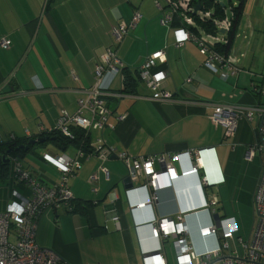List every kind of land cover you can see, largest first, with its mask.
Masks as SVG:
<instances>
[{"label": "crops", "instance_id": "1", "mask_svg": "<svg viewBox=\"0 0 264 264\" xmlns=\"http://www.w3.org/2000/svg\"><path fill=\"white\" fill-rule=\"evenodd\" d=\"M153 1L158 10V0H0V37L9 39L11 45L7 49L0 47L3 143L11 136L19 139L52 128L61 109L74 112L77 99L93 85L95 66L107 48L116 52L120 69H135L147 54L166 47V62L157 63L153 72L167 71L165 89L172 92V99H152V91L142 83L135 93L120 94L118 73L105 100L114 115L126 117L117 121L112 115L110 122L115 128L91 131L90 143L96 144L101 138L105 145L133 156L204 149V167L200 173L170 183L165 176H157L154 189L157 201L139 208L135 205L147 201L152 189L141 187L143 179L138 178L133 189L127 190L126 168L115 154L103 162L108 176L98 170L97 158L83 160L77 174L69 180L76 210L70 213L65 206L46 209L36 231L37 244L51 249L67 264H142V251L158 244L149 223L158 216L178 213L184 214L195 252L215 249L217 235L199 234L200 227L214 223L210 210L203 206L205 197L217 196L214 206L219 207L244 167H248L247 171L251 167V197L256 185L260 154L257 150L252 156L249 154L258 141L256 122L240 119L234 136L224 139L223 128L215 125L210 115L216 103L264 104L263 94L254 89L264 75V0H242V14L230 50L239 58L242 71L226 80L202 66V56L194 41H187L179 48L174 44L171 29L160 21L161 26L154 28ZM91 5L97 8L90 9ZM134 10L141 15L138 23L116 43L110 34L111 26L129 19ZM208 35L213 38V34ZM29 47L33 51L32 62L24 70L27 60L22 62L21 58ZM187 77L191 80L186 81ZM43 151L51 155L63 152L74 155L75 147L69 145L63 149L50 143ZM38 157L42 163L30 158L34 161H30L28 168L22 161L23 167L46 183L56 181L57 172L48 174L47 163L41 154ZM172 164L177 170L190 167L185 155ZM162 170L161 165H155V171ZM93 173L98 177L95 184L89 181ZM202 175L210 181L206 187L201 185ZM13 187V184L7 187L6 202ZM113 215L118 216L119 229ZM235 222L240 235L241 227L236 219ZM250 232L251 229L248 235L240 236L248 238ZM161 245L168 263L174 264L171 239L163 240Z\"/></svg>", "mask_w": 264, "mask_h": 264}, {"label": "built area", "instance_id": "2", "mask_svg": "<svg viewBox=\"0 0 264 264\" xmlns=\"http://www.w3.org/2000/svg\"><path fill=\"white\" fill-rule=\"evenodd\" d=\"M223 4L225 16L216 21L219 32L213 34V38L205 33L196 23L195 15L199 19H209L210 11H195V5L191 0H165V4L156 3L159 9V21L162 25L171 29L175 38V46L183 47L185 42L194 41L202 56V66L217 73L222 80L230 76H236L242 71L239 58L233 54H224L218 51L214 43H224V35L230 26V5L227 0H217ZM141 15L134 10L131 17L111 26L110 34L116 43H119L138 23ZM177 21L178 25H172ZM224 30V33L220 32ZM10 40L0 37V47L7 49ZM167 60L166 47L155 50L145 56L141 62L139 76L142 84L152 91V99L167 101L172 99L171 91L165 89L167 71L153 72L157 63ZM120 59L116 52L107 48L101 55L100 61L94 69V83L84 91V95L77 99L76 110L69 113L61 109L55 119L54 126L46 131L56 130L61 135L70 139L74 138L72 128H78L86 133L104 128L114 129L115 124L110 122L114 115L108 108L105 96L110 93L112 79L118 74ZM72 77L77 78L72 72ZM190 77L186 81H190ZM264 94V75L259 84L254 87ZM203 103H209L203 101ZM117 121L123 120L125 114H115ZM212 122L223 128L224 139L234 136L238 121L247 119L254 121L258 127V141L250 148L249 154L257 150L260 154L261 164L256 185L252 194V206L254 211V223L250 236L243 238L237 234V225L233 217H220L217 223L199 228L202 237L217 235V247L212 250L197 253L194 251L189 239V229L186 225L184 214L175 216H158L149 223L151 235L158 244L155 248L142 251V264H169L162 253L161 242L171 239L174 249V264H264V104L255 103L251 106L240 104L216 103L210 115ZM28 133L27 130H25ZM43 132V131H42ZM14 136H11L13 138ZM2 139L0 138V144ZM204 149H187L184 152L156 153L149 155H130L125 150L117 151L116 148L107 146L101 138L96 144H91L87 151L81 147L75 149L74 155L65 152L59 155H51L43 151L42 160L52 166L58 179L46 183L37 176L32 175L23 167L22 161L10 155L12 183L14 187L10 191V197L5 207L0 211V264H67L51 249L41 247L36 242L38 221L42 213L48 209L56 210L60 206L71 209L70 202L74 199L70 190L69 180L74 177L81 168L82 161L95 157L100 161L99 171L108 176V170L103 162L109 156L115 154L124 164L127 175L134 182L138 178L143 179L140 184L143 188L152 189L149 199L139 202L135 207H143L146 204L155 203L158 196L156 188L157 176L163 175L168 183L191 174H198L204 167L202 153ZM185 155L189 159L190 167L177 170L172 161L179 162ZM159 164L162 171H155V165ZM98 177L95 173L89 176V181L95 184ZM201 185L210 184L207 176L200 177ZM96 190V188H94ZM218 202L215 195L205 197L203 206L213 214L217 212L214 205ZM115 227L120 228L117 215H113Z\"/></svg>", "mask_w": 264, "mask_h": 264}, {"label": "trees", "instance_id": "3", "mask_svg": "<svg viewBox=\"0 0 264 264\" xmlns=\"http://www.w3.org/2000/svg\"><path fill=\"white\" fill-rule=\"evenodd\" d=\"M227 1L230 5V19H229L230 26L224 35L225 42L224 43H219V42L214 43L215 48L224 54L230 53L235 34L237 32L240 16L242 14V0H237L235 2L233 0H227ZM191 3L195 6L199 4L201 7V10L211 12V16L209 19L201 20L199 19V17L195 15L194 18L196 20L197 25L207 34L208 33L210 34L218 33L219 29L216 25V21L223 19L225 16L224 9L220 5V3L217 0H191ZM178 24L179 23L177 21H174L172 25H178ZM118 73H120L119 75H120V80H121L120 94L135 93L136 87L140 83H142L140 80V76H139V69L138 68L132 69L129 67H124L122 69L119 68ZM106 104L108 103L106 102ZM72 131L74 134V138L72 139L61 135L56 130H51L49 132L43 131L39 134L25 136L19 139H17L16 137H13V138H10L9 141H7L6 143L1 142L0 151L6 152L7 150H10L8 155L17 156L20 160H22V157L26 153H29V154L34 153L35 151V149H33L34 146H37V147L43 146L45 148V146L48 143L49 144L51 143L54 146L61 147L63 149L69 145H73L75 149L78 147H81L88 151L91 148L90 133H86L85 131L78 129V128H72ZM39 137H47V140L43 142L42 144L29 145V150H24V149L16 150V147H18L19 145L27 144L29 139H38ZM9 171L6 169L5 175H8V172H9L10 182L12 183L11 168ZM73 201L74 199L70 202L71 209L70 210L67 209L68 212L70 213L76 210L77 204L73 205Z\"/></svg>", "mask_w": 264, "mask_h": 264}, {"label": "rangeland", "instance_id": "4", "mask_svg": "<svg viewBox=\"0 0 264 264\" xmlns=\"http://www.w3.org/2000/svg\"><path fill=\"white\" fill-rule=\"evenodd\" d=\"M158 1L160 2L161 5L164 4L163 0H158ZM154 3L155 1L152 2L153 11L155 14L152 17L151 22L154 23L155 25L154 28L157 29L161 26V24L159 23V9L157 10L155 8ZM93 6L97 8L96 5ZM93 6L91 5L89 6V8L93 9L94 8ZM22 54L23 53H21V56ZM32 57H33V51L32 48L29 47L27 54L25 53V55L21 58V60H23L22 62L27 60V62L24 64L25 65L24 70L30 65V62H32ZM262 98L264 101V94L262 95ZM47 145H49V143ZM40 154H41V150H35L34 153L25 156V159L21 161H23L24 166L26 168H28V164L30 163V161H34V159L38 161V163H42L41 159L38 157ZM30 158H34V159H30ZM10 166L11 165L7 167L8 171L10 170ZM47 166H48L46 168L47 173L51 175H55L56 170L48 164ZM246 168L248 167H244L242 172L239 174L240 178L237 181V183L231 185V191L228 197L221 199L220 200L221 204L219 205V207L218 205L216 206L217 213L220 215V217L233 216L234 219L237 220L239 226L241 227V230L239 232L240 235H248L251 227L253 226L254 218H255L253 206H252L251 193L249 194L250 184L252 182V175L251 172H249L251 167H249L250 169L248 171L246 170ZM9 172L8 175L5 176H2L0 174V205L1 204L3 205L6 199L7 187H10V185L12 184L10 182Z\"/></svg>", "mask_w": 264, "mask_h": 264}, {"label": "water", "instance_id": "5", "mask_svg": "<svg viewBox=\"0 0 264 264\" xmlns=\"http://www.w3.org/2000/svg\"><path fill=\"white\" fill-rule=\"evenodd\" d=\"M221 6H223V4H221ZM200 8H201L200 5L197 4L195 6V11L199 10ZM220 32L224 33V30L220 29ZM46 140H47V137H39L38 139H29L27 144L19 145L18 147H16V150H19V149L29 150V145L42 144ZM43 148H44L43 146H40V147L34 146L33 147V149H35V150H38V149L42 150ZM9 151L10 150H7L6 152H1L0 151V174L2 176L5 175L6 169L10 165V162H11L10 157L8 155ZM124 187L127 190L133 189V187H134V183L129 178L128 175H126V177L124 178ZM212 219H213V221L215 223H217L218 220L220 219V215L217 212H215V213L212 214Z\"/></svg>", "mask_w": 264, "mask_h": 264}, {"label": "bare ground", "instance_id": "6", "mask_svg": "<svg viewBox=\"0 0 264 264\" xmlns=\"http://www.w3.org/2000/svg\"><path fill=\"white\" fill-rule=\"evenodd\" d=\"M68 211V210H67Z\"/></svg>", "mask_w": 264, "mask_h": 264}]
</instances>
